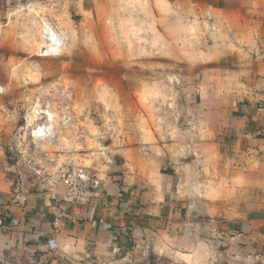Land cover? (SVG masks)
<instances>
[{"label":"rangeland","instance_id":"374dc122","mask_svg":"<svg viewBox=\"0 0 264 264\" xmlns=\"http://www.w3.org/2000/svg\"><path fill=\"white\" fill-rule=\"evenodd\" d=\"M29 1L4 5L7 14L0 16V173L11 183L10 194L15 182L25 194L59 186L74 203L64 184L69 175L86 174L94 198L101 186L95 173L111 177L119 164L108 149L114 141L138 144L131 126L144 118L160 136L154 112L200 103L208 47L253 23L255 10L234 0ZM237 12L247 17L231 15ZM207 14L214 22L211 37ZM42 24L62 40L46 56L40 55ZM210 87L219 86L209 85V93ZM44 109L53 115V135L34 140L29 133L45 121L34 120ZM181 209L173 221L170 208L157 220L130 208L124 242L96 264H227L214 258L234 234L216 219ZM47 258L36 252L21 264H46Z\"/></svg>","mask_w":264,"mask_h":264},{"label":"crops","instance_id":"0c3cea01","mask_svg":"<svg viewBox=\"0 0 264 264\" xmlns=\"http://www.w3.org/2000/svg\"><path fill=\"white\" fill-rule=\"evenodd\" d=\"M234 1L252 4L253 23L241 24L226 38L219 36L221 44L208 47L200 103L154 112L161 118L156 123L160 136L144 118L131 126L138 144L114 141L108 149L119 164L111 177L95 173L101 189L94 198L77 205L56 186L26 193L24 206L13 205L11 183L0 173V264H21L36 252L50 257L46 264L103 262L124 242L130 208L156 220L169 208L173 221L181 208L192 217L216 219L234 236L224 238L225 253L214 259L227 264L264 259V0ZM10 2L30 1L0 0V16ZM206 18L211 37L213 17ZM209 85L219 87L209 93Z\"/></svg>","mask_w":264,"mask_h":264},{"label":"built area","instance_id":"2783aa9c","mask_svg":"<svg viewBox=\"0 0 264 264\" xmlns=\"http://www.w3.org/2000/svg\"><path fill=\"white\" fill-rule=\"evenodd\" d=\"M43 25V24H42ZM44 26V25H43ZM43 36L47 38V40H53L57 46H62V40L60 36L50 34L49 30H42ZM64 184L70 188V196L74 199L77 205H83L88 202L90 199V194L88 192V178L86 174H82L80 170L79 173L75 176V174L69 175L67 180H65ZM97 181L94 183V189L97 188ZM10 204L24 206L27 202V197L22 190V186L19 182H15L12 185V190L10 194Z\"/></svg>","mask_w":264,"mask_h":264},{"label":"bare ground","instance_id":"6f19581e","mask_svg":"<svg viewBox=\"0 0 264 264\" xmlns=\"http://www.w3.org/2000/svg\"><path fill=\"white\" fill-rule=\"evenodd\" d=\"M52 26L45 24L43 30L47 29L49 30L50 34L56 35V30L51 28ZM42 35V41L40 44V55L46 56L48 53H52L53 49H59L60 47L55 44L53 40H47L45 36ZM41 116L40 119H34V120H42L45 121L43 123H40L38 125H35L34 128L30 131V137L34 140L43 141L45 139L50 138L52 134V122H53V115L50 113L48 109L44 110H38L37 111V117Z\"/></svg>","mask_w":264,"mask_h":264}]
</instances>
